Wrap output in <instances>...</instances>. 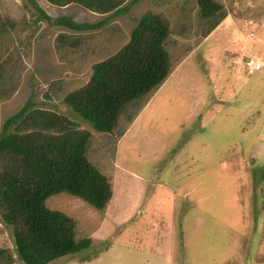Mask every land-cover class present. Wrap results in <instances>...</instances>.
I'll list each match as a JSON object with an SVG mask.
<instances>
[{"label": "rangeland", "instance_id": "374dc122", "mask_svg": "<svg viewBox=\"0 0 264 264\" xmlns=\"http://www.w3.org/2000/svg\"><path fill=\"white\" fill-rule=\"evenodd\" d=\"M32 1L51 18L101 24L68 30L30 0H0V129L27 101L66 116L90 132L87 156L112 191L101 211L67 193L48 199L90 239L48 264H264V0H218L225 17L207 35L196 0H137L117 16ZM146 12L168 20L170 73L99 133L63 98ZM0 249L23 264L1 222Z\"/></svg>", "mask_w": 264, "mask_h": 264}, {"label": "trees", "instance_id": "16d2710c", "mask_svg": "<svg viewBox=\"0 0 264 264\" xmlns=\"http://www.w3.org/2000/svg\"><path fill=\"white\" fill-rule=\"evenodd\" d=\"M46 1L55 6L73 3L88 11L113 16L125 14L137 2ZM196 5L200 19L207 24L204 32L207 35L222 21L225 12L218 0H196ZM35 8L49 24L68 30L94 29L101 24H77L66 16L51 18ZM5 26V20L0 18V35ZM169 34L165 17L144 13L131 30L128 42L93 64L87 83L67 93L64 103L93 130L111 133L128 105L142 102L168 77L171 65L165 43ZM90 136L89 131L80 129L66 116L34 108L31 101L3 121L0 222L9 229L16 256L23 264H48L89 247V238L77 239L74 218L50 209L47 201L53 195L67 193L98 211L108 204L112 196L109 180L87 156ZM11 262L8 250L0 249V264Z\"/></svg>", "mask_w": 264, "mask_h": 264}, {"label": "built area", "instance_id": "2783aa9c", "mask_svg": "<svg viewBox=\"0 0 264 264\" xmlns=\"http://www.w3.org/2000/svg\"><path fill=\"white\" fill-rule=\"evenodd\" d=\"M245 65L250 71H258L261 69V63L253 59H248Z\"/></svg>", "mask_w": 264, "mask_h": 264}]
</instances>
